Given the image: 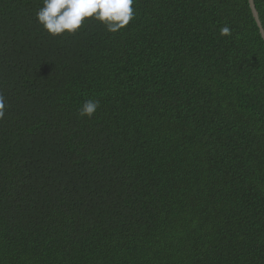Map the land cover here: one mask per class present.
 <instances>
[{
  "label": "trees",
  "instance_id": "trees-1",
  "mask_svg": "<svg viewBox=\"0 0 264 264\" xmlns=\"http://www.w3.org/2000/svg\"><path fill=\"white\" fill-rule=\"evenodd\" d=\"M41 7L0 0V264H264L249 0H134L117 33L55 37Z\"/></svg>",
  "mask_w": 264,
  "mask_h": 264
},
{
  "label": "clouds",
  "instance_id": "clouds-1",
  "mask_svg": "<svg viewBox=\"0 0 264 264\" xmlns=\"http://www.w3.org/2000/svg\"><path fill=\"white\" fill-rule=\"evenodd\" d=\"M134 0H43V7L37 12L38 22L52 36L75 35L82 29L86 20H96L112 33L124 29L134 19ZM229 28L221 29L228 35ZM99 104L86 100L80 115L92 118ZM5 101L0 96V119L5 116Z\"/></svg>",
  "mask_w": 264,
  "mask_h": 264
},
{
  "label": "water",
  "instance_id": "water-1",
  "mask_svg": "<svg viewBox=\"0 0 264 264\" xmlns=\"http://www.w3.org/2000/svg\"><path fill=\"white\" fill-rule=\"evenodd\" d=\"M249 2H250V6H251V9H252V13H253L252 15H254L255 20H256L259 28H260V32L262 34V37L264 39V27H263V24L261 22L260 16L258 15L259 12L257 10L256 4H255V0H249Z\"/></svg>",
  "mask_w": 264,
  "mask_h": 264
}]
</instances>
